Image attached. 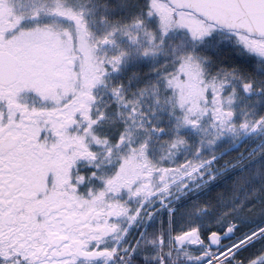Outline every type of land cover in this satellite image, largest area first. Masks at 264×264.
I'll return each instance as SVG.
<instances>
[{"label":"snow or ice","instance_id":"snow-or-ice-1","mask_svg":"<svg viewBox=\"0 0 264 264\" xmlns=\"http://www.w3.org/2000/svg\"><path fill=\"white\" fill-rule=\"evenodd\" d=\"M0 264H264V0H0Z\"/></svg>","mask_w":264,"mask_h":264}]
</instances>
